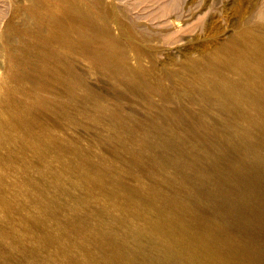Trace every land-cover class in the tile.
I'll use <instances>...</instances> for the list:
<instances>
[{"label": "rangeland", "instance_id": "rangeland-1", "mask_svg": "<svg viewBox=\"0 0 264 264\" xmlns=\"http://www.w3.org/2000/svg\"><path fill=\"white\" fill-rule=\"evenodd\" d=\"M0 264H264V0H0Z\"/></svg>", "mask_w": 264, "mask_h": 264}, {"label": "bare ground", "instance_id": "bare-ground-1", "mask_svg": "<svg viewBox=\"0 0 264 264\" xmlns=\"http://www.w3.org/2000/svg\"><path fill=\"white\" fill-rule=\"evenodd\" d=\"M94 24V23H93ZM227 259V258H226Z\"/></svg>", "mask_w": 264, "mask_h": 264}]
</instances>
